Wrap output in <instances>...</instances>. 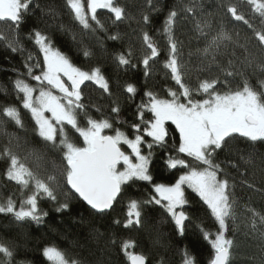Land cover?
Here are the masks:
<instances>
[{"label":"snow or ice","instance_id":"snow-or-ice-1","mask_svg":"<svg viewBox=\"0 0 264 264\" xmlns=\"http://www.w3.org/2000/svg\"><path fill=\"white\" fill-rule=\"evenodd\" d=\"M30 18L42 27L25 34ZM181 21L203 45L195 68ZM0 42L24 57L22 69H0L13 77L0 87L2 176L18 187L0 198V215L41 226L42 201L57 213L76 201L88 212L79 226L106 241L95 260L49 241L35 249L49 264H111L110 250L120 264H151L126 233L157 224L179 243L198 232L206 264H237L241 239L254 248L247 264H264V0H220L211 13L203 0H0ZM118 204L123 220L111 216ZM177 252L180 264H202L188 245ZM0 264H35L27 241L0 236Z\"/></svg>","mask_w":264,"mask_h":264},{"label":"trees","instance_id":"trees-1","mask_svg":"<svg viewBox=\"0 0 264 264\" xmlns=\"http://www.w3.org/2000/svg\"><path fill=\"white\" fill-rule=\"evenodd\" d=\"M38 2L42 6H46L59 3V0H38ZM120 2L122 4L127 3L134 6L142 3V0H120ZM180 2H182V0H168L170 5ZM219 3L220 0H203L205 10L210 13L216 11V5ZM45 11H47V8H45ZM63 19L65 23H68L69 18L67 16H64ZM99 19L103 22H108V14H106L104 10H100ZM37 26L42 27V25H37L35 18H30L27 25L24 26L25 34L29 28ZM158 26L159 25H157V27ZM191 27L192 25L190 23L181 21L177 25L176 34L185 41V58L189 59V53H192L190 57V66L195 68L198 63L196 50L198 47H202L203 45L192 38L193 34L190 31ZM134 29H136L135 19L130 20L126 25H124L122 31L131 35ZM127 38L128 36H125V39ZM133 39H135V37H133ZM159 42L163 47L165 41L161 38ZM60 46L64 51H68L70 55L74 51V49L69 51V48L66 45ZM25 47L29 51H33V46L31 44H26ZM135 48L137 52L140 51V44L138 41L135 44ZM84 59V57L80 56L77 59V63L80 64L81 61H84ZM23 60L24 57L20 53H11L3 47V43L0 42V69H10L12 67L22 69ZM83 66L87 67L88 65L85 63ZM10 78L13 77L9 71H0V87L8 85ZM154 83L158 85L156 90L160 91V87H162L160 80L156 79ZM252 83L254 86L258 87V82L256 80H253ZM93 95L98 96L99 94L94 93ZM161 95L163 96V93H161ZM0 100H3L2 93H0ZM28 120L29 117L25 116V123H28ZM7 130L12 131L13 129L8 127ZM3 166V162L0 161V198L6 199L8 195L18 194V187L11 183L5 184L2 176ZM233 175H236L237 180L240 179L238 174L233 173ZM193 198L194 194H192L190 200ZM41 207L49 213L46 218V223L41 226L33 224L18 228L11 224L8 218L0 215V236L7 238L16 237L22 242L26 240L28 258L34 260L35 264H49L44 257L35 251L36 248L43 246L49 241L57 243L59 247L68 250L70 254L79 253L89 260H95L97 258L99 251L105 247L106 241L102 237L97 238L90 229L79 226L80 216L82 214L86 217L88 216L86 206L73 201V210L71 213H57L55 211L56 205L50 201H42ZM123 208V204L116 205L115 210L111 213L112 218L123 220ZM191 208L193 209L195 216L203 219L209 228L212 227L211 222L208 221L199 204L192 203ZM113 230L118 231L119 228L117 227ZM212 230L214 231L215 229L213 228ZM101 231H103V229ZM169 231L168 225L157 224L156 228L146 227L143 232L131 231L126 233V235L133 237L139 242L138 250L149 255L151 264H157L161 257L166 259V264H180V255L177 252V248L182 247L183 245H188L202 264H206L209 249L206 243L203 242L202 238L199 237L198 232L190 227L187 239L183 240L182 243H179L177 240L170 241L167 238ZM158 233L160 234V243L156 244L154 241L157 239ZM239 251L240 255L237 257V264H247L248 257L252 254L254 248L248 241L241 239ZM106 259H109L111 264H120L121 261V257L116 250H110V255L107 256Z\"/></svg>","mask_w":264,"mask_h":264}]
</instances>
